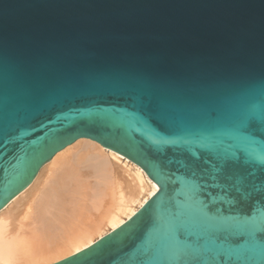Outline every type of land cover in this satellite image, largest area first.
Returning <instances> with one entry per match:
<instances>
[{
    "label": "water",
    "instance_id": "obj_1",
    "mask_svg": "<svg viewBox=\"0 0 264 264\" xmlns=\"http://www.w3.org/2000/svg\"><path fill=\"white\" fill-rule=\"evenodd\" d=\"M80 139L159 191L52 264H264V0H0V211Z\"/></svg>",
    "mask_w": 264,
    "mask_h": 264
},
{
    "label": "bare ground",
    "instance_id": "obj_2",
    "mask_svg": "<svg viewBox=\"0 0 264 264\" xmlns=\"http://www.w3.org/2000/svg\"><path fill=\"white\" fill-rule=\"evenodd\" d=\"M140 167L80 139L0 211V264H52L131 219L157 192Z\"/></svg>",
    "mask_w": 264,
    "mask_h": 264
},
{
    "label": "snow or ice",
    "instance_id": "obj_3",
    "mask_svg": "<svg viewBox=\"0 0 264 264\" xmlns=\"http://www.w3.org/2000/svg\"><path fill=\"white\" fill-rule=\"evenodd\" d=\"M250 119H255V114H251ZM251 126V125H250ZM245 167V163L243 158L239 159V160H231V161H226L224 164V167L222 169H220V176L223 178L225 176H235L236 173L243 169ZM159 191V189H158ZM243 203V202H241ZM249 210H251V206L249 205Z\"/></svg>",
    "mask_w": 264,
    "mask_h": 264
}]
</instances>
